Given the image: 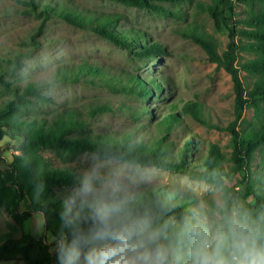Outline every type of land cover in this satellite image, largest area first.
<instances>
[{"label":"rangeland","instance_id":"374dc122","mask_svg":"<svg viewBox=\"0 0 264 264\" xmlns=\"http://www.w3.org/2000/svg\"><path fill=\"white\" fill-rule=\"evenodd\" d=\"M20 1L0 0V62L10 67L8 63L16 54L31 50V54L22 59V66L16 75H10V70L5 74L7 80L21 89L28 84L39 85L40 94L46 98L43 99L41 95L29 96L30 100L23 108L25 116L51 120L62 111L72 110L88 124L84 129L86 135L96 137L106 134L121 139L129 133H134L132 142L151 143L160 136L156 123L169 113L167 106L175 103V111L181 114L182 123L170 136V140L175 142L174 155L177 156L187 140L193 138L196 142L194 155L189 159L193 165L198 164L207 155L211 144L217 145L225 157L231 156V133L228 130L208 127L183 112L186 102L194 101L202 105L207 120L213 124L226 127L235 119L236 94L231 74L212 62L201 45L178 32L188 24L197 25L216 39L220 52L225 50L232 40L234 22H226L221 29H216L211 14L203 8L210 0H193L182 4L162 3L171 9L182 10L183 19L115 0H41L42 3L66 2L79 9L95 11L97 14H120L119 28L141 30L148 42L157 41L163 45L165 53L159 58L151 59H139L126 48L91 29L78 27L57 17L43 21L36 13L25 14L22 10L26 5ZM234 1V21L246 17L253 8H259L253 0ZM40 29V45L32 49L31 36ZM252 55L244 53L246 57ZM83 62L102 67L106 72L103 78L111 80L118 75L126 77L128 74L146 79L155 78L162 84L163 90L161 93L156 92L151 100H143L137 96L92 85L85 77L77 83L56 81L59 68L74 67ZM241 76L251 87L253 77L244 71ZM8 98H11V95L0 82V104ZM101 104L111 105L114 109L93 116L92 109ZM139 105H148L153 115L135 119L130 107L137 108ZM255 116L254 107L246 106L243 119L237 128H248L249 122L256 120ZM21 141L22 139L9 135L0 139V167L8 168L13 156L21 154ZM34 150L33 145L27 148V152L31 154ZM40 152L54 166L67 167L74 171L75 166L82 164L83 159L92 153L84 152L71 157L56 149L43 148ZM226 164V168L231 165L229 162ZM141 166L152 174L151 185L144 187L142 193L161 187L179 195L181 200L187 199L190 202L194 189H199L202 195L207 196L210 190L219 185L210 183L191 171ZM251 170L253 178L263 176L260 154H257ZM245 174L247 172H241L236 178ZM225 178L230 184L235 182L229 180L230 177ZM72 187L73 185H53L52 190L63 198ZM17 204L19 218L13 215L11 209L0 206V233L12 232L14 237L29 235L36 240H43L51 258L48 264H57L55 253L50 251L52 245L45 243L47 234L53 233L47 229V225L43 235L34 231L33 214L36 210L30 200H21ZM0 264H27V260L19 255L13 259H0Z\"/></svg>","mask_w":264,"mask_h":264},{"label":"trees","instance_id":"16d2710c","mask_svg":"<svg viewBox=\"0 0 264 264\" xmlns=\"http://www.w3.org/2000/svg\"><path fill=\"white\" fill-rule=\"evenodd\" d=\"M131 6L147 8L158 14L183 19L182 10L171 9L162 3L182 4L193 0H115ZM250 1V0H245ZM259 6L253 8L246 17L233 20L234 0H210L204 10H207L215 23L216 29H221L223 24L234 22L232 29V40L227 48L219 51L216 39L203 31L197 25L188 24L178 32L186 38L192 39L203 47L208 58L223 67L232 76L234 91L236 94L234 113L235 119L226 127L209 122L199 102L188 101L183 106V112L191 115L197 121L211 128L225 129L231 133L232 153L225 157L217 145L211 144L207 155L198 163L193 165L190 157L195 149V139H188L186 145L181 148L179 154L174 155V140L170 136L182 123V117L176 112L177 104L167 106L169 113L156 123L160 136L151 143H135L131 139L134 133H129L121 139L110 135L101 134L96 137L86 135L85 127L88 125L81 120L72 110H65L56 114L51 120L45 118H31L25 116L23 108L29 96H40V86L28 84L24 89L15 85L5 78L10 70V75L22 66V59L31 54L18 53L10 60V67L0 62V82L5 91L10 93L3 104H0V139L6 135L22 139L21 154L14 155L8 168L0 167V206H5L13 215L19 218L18 202L30 200L34 209L43 208L47 216V229L54 235L60 228V212L62 201L59 195L52 190L53 185H74L75 171L67 167H57L40 151L43 148L56 149L66 156H75L84 152H94L97 149L112 152L127 153L135 157L141 165H151L178 171H191L198 173L204 180L210 183H221V178L227 184V190L234 193L248 207H257L264 204V0H253ZM26 7L22 10L25 14L36 13L43 21L57 17L73 25L84 29H91L97 34L126 48L133 56L139 59L159 58L165 53L163 45L157 41L148 42L147 37L141 30L122 29L120 25V14L102 13L79 9L66 2H44L41 0H21ZM41 29L33 34L30 43L32 49L39 47L38 40ZM244 53L253 54L251 57ZM246 72L253 77L252 86H248L241 76ZM106 74L102 67L83 62L79 65L62 66L56 73V81L61 83H77L84 77L87 82L111 89L115 92H123L137 96L143 100H151L157 93L163 90L162 84L155 78H141L134 74L126 77L118 75L114 78H103ZM159 95V94H158ZM43 99H46L41 95ZM159 97V96H158ZM246 106L255 109L256 120L249 122L246 129H238L239 122L243 119ZM108 104L97 105L92 109V115L113 111ZM133 117L142 119L152 116L153 111L148 105H139L131 108ZM246 135H249L246 137ZM33 145L34 152L28 153L27 148ZM261 156L263 173L260 178H253L252 164L257 157ZM230 163L226 168V163ZM26 164L27 166H23ZM43 171L45 190L37 202L34 198V176ZM241 172H247L241 178H236ZM229 180L235 181L230 184ZM145 198L170 199L174 205V213L179 215L188 207L187 199L181 200L179 195L170 193L161 187L148 190L143 193ZM14 206V208H11ZM30 215V214H28ZM57 228V229H56ZM22 255L27 264H48L51 259L43 240H36L29 235L14 237L12 232L0 233V259H13Z\"/></svg>","mask_w":264,"mask_h":264},{"label":"clouds","instance_id":"9594fccd","mask_svg":"<svg viewBox=\"0 0 264 264\" xmlns=\"http://www.w3.org/2000/svg\"><path fill=\"white\" fill-rule=\"evenodd\" d=\"M43 175L34 176L36 201ZM75 176L60 228L45 240L57 264H264V204L246 206L223 177L207 196L194 189L177 215L170 199L143 196L152 174L127 153L97 149L75 166ZM46 225L38 209L34 231L43 235Z\"/></svg>","mask_w":264,"mask_h":264}]
</instances>
